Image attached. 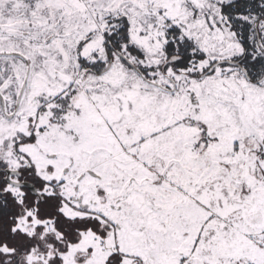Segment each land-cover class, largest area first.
I'll return each instance as SVG.
<instances>
[{"label": "snow or ice", "instance_id": "6c2138e0", "mask_svg": "<svg viewBox=\"0 0 264 264\" xmlns=\"http://www.w3.org/2000/svg\"><path fill=\"white\" fill-rule=\"evenodd\" d=\"M0 264H264V0H0Z\"/></svg>", "mask_w": 264, "mask_h": 264}]
</instances>
